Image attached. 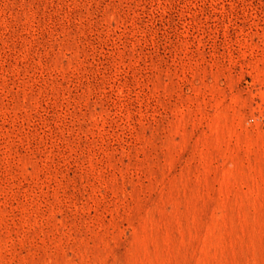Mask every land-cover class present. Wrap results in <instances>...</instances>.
<instances>
[{
	"label": "rangeland",
	"instance_id": "obj_1",
	"mask_svg": "<svg viewBox=\"0 0 264 264\" xmlns=\"http://www.w3.org/2000/svg\"><path fill=\"white\" fill-rule=\"evenodd\" d=\"M0 264H264V0H0Z\"/></svg>",
	"mask_w": 264,
	"mask_h": 264
}]
</instances>
